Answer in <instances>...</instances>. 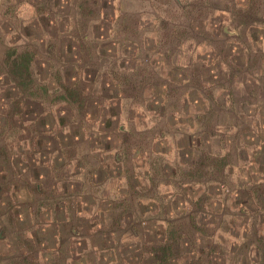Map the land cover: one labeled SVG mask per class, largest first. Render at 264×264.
<instances>
[{
  "label": "rangeland",
  "instance_id": "rangeland-1",
  "mask_svg": "<svg viewBox=\"0 0 264 264\" xmlns=\"http://www.w3.org/2000/svg\"><path fill=\"white\" fill-rule=\"evenodd\" d=\"M263 18L0 0V264H264Z\"/></svg>",
  "mask_w": 264,
  "mask_h": 264
},
{
  "label": "trees",
  "instance_id": "trees-1",
  "mask_svg": "<svg viewBox=\"0 0 264 264\" xmlns=\"http://www.w3.org/2000/svg\"><path fill=\"white\" fill-rule=\"evenodd\" d=\"M255 23H259V29L262 30V34H263V50H261V60L263 61L262 66L260 67L259 71L261 73V77H257L253 74H251V78L253 79L254 82H257L258 84H262V90L264 91V18L262 20L259 21H255ZM251 26H254V23L250 24ZM247 51L249 52L248 54V61H252V55L254 53L253 47L248 46ZM9 60L12 61L13 65H17V67L19 68L23 74L28 75V78H31V74H30V65L32 63L31 59L29 58L28 54H19L17 52H12L8 55ZM259 251L262 253V250L259 249ZM260 254V253H259Z\"/></svg>",
  "mask_w": 264,
  "mask_h": 264
}]
</instances>
